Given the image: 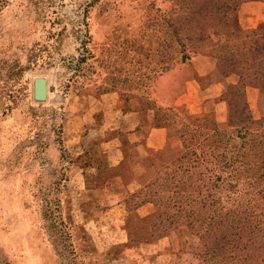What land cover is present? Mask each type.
<instances>
[{"label":"rangeland","instance_id":"1","mask_svg":"<svg viewBox=\"0 0 264 264\" xmlns=\"http://www.w3.org/2000/svg\"><path fill=\"white\" fill-rule=\"evenodd\" d=\"M233 4L0 0V264H113L82 244L79 226L126 214L111 192L94 200L84 191L101 186L95 171L119 152L133 162L169 155L154 166L151 215H168L185 192L220 199L226 185L248 190L239 159L228 166L225 139L256 133L264 119V92L241 74L255 57L264 3L236 12ZM38 77L43 102L33 98ZM164 131L171 147L142 148ZM107 138L114 146L97 149L106 153L96 165L91 145ZM116 177L107 185L115 193ZM178 251L174 238L158 264L192 263Z\"/></svg>","mask_w":264,"mask_h":264},{"label":"trees","instance_id":"2","mask_svg":"<svg viewBox=\"0 0 264 264\" xmlns=\"http://www.w3.org/2000/svg\"><path fill=\"white\" fill-rule=\"evenodd\" d=\"M232 2V10L236 12L243 3H264V0ZM222 7L229 10L230 5L223 3ZM253 34L252 42L257 44L255 57L241 69V74L264 92V22ZM234 131L226 139L223 136L227 146L224 154L225 158L232 155L227 160L231 159L228 166L233 170L239 159L243 169L237 180L248 177V190L243 188L233 192L226 185L220 199L211 195L201 198L194 192H185V199H178L177 207L168 208V215H152L158 236L171 229L178 232L177 259L186 255L191 258V264H264V119L254 134L244 128ZM153 154L157 153L149 151L136 162L127 159L136 177L141 178L138 181L142 187L132 198L138 206L158 204V199H154L156 190L150 187L157 178L154 166L161 164L160 156L168 159L169 155L160 153L155 157Z\"/></svg>","mask_w":264,"mask_h":264},{"label":"crops","instance_id":"3","mask_svg":"<svg viewBox=\"0 0 264 264\" xmlns=\"http://www.w3.org/2000/svg\"><path fill=\"white\" fill-rule=\"evenodd\" d=\"M246 4L249 6H259L260 2H246L241 5ZM162 134L163 139L160 141H156L153 136L148 138L145 143L143 141L142 148H155L156 150L163 146L167 148L171 147L173 143H168L165 131ZM136 141L138 143L141 142L140 139ZM102 146H105L109 153L114 146L113 140L107 138L105 141L100 142V144L96 140L93 142L91 147L96 150L92 157L96 165L102 162L104 158L102 155L104 154L103 152L106 153V151L99 152L97 150ZM144 154L146 155V152ZM144 154L142 157L145 156ZM130 164L127 158H121L120 152L118 157H108L107 161L102 165V169H105V172L97 173L95 171L93 175L96 180L101 181V186L103 187H97L96 185L95 188L86 190L85 187L84 189V191L88 192V196H94V200H98L103 195L107 196V194H110L108 192H111V194H114L118 198L115 205L120 206L126 214L120 220L117 217L109 220L103 218L97 221L88 220L87 223L79 226L81 229L79 237L83 242L82 244H89V249L92 254H96L97 257L109 255L115 261L113 264H126L124 263V258L129 259V263L127 264H158V259L165 253V250L173 242V239H177L178 232L171 229L166 234L158 236L153 226L152 215L149 213L150 208L148 204L138 206L135 204V200H132L133 197L135 198L136 192L139 189L130 187L133 185L137 186L139 183L138 180H141V178L138 179L136 177L133 172V167ZM125 170H127L126 173L123 172ZM90 174L92 173H85V175ZM116 174L119 177L118 184L120 186L119 189L115 187L117 188L115 189L117 193L114 190H108L112 187H107L108 184L117 185L110 183L111 180L114 182L117 181ZM110 206L113 208V205ZM107 207L108 205L102 209H107ZM102 211L107 212L108 210ZM153 248H156L157 251H154Z\"/></svg>","mask_w":264,"mask_h":264},{"label":"water","instance_id":"4","mask_svg":"<svg viewBox=\"0 0 264 264\" xmlns=\"http://www.w3.org/2000/svg\"><path fill=\"white\" fill-rule=\"evenodd\" d=\"M33 98L37 102H43L47 98V81L45 78H35L33 81Z\"/></svg>","mask_w":264,"mask_h":264}]
</instances>
